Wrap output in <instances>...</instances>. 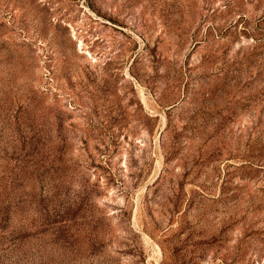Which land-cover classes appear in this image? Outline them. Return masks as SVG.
<instances>
[{"label": "rangeland", "instance_id": "374dc122", "mask_svg": "<svg viewBox=\"0 0 264 264\" xmlns=\"http://www.w3.org/2000/svg\"><path fill=\"white\" fill-rule=\"evenodd\" d=\"M0 264H264V0H0Z\"/></svg>", "mask_w": 264, "mask_h": 264}]
</instances>
